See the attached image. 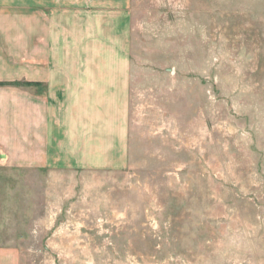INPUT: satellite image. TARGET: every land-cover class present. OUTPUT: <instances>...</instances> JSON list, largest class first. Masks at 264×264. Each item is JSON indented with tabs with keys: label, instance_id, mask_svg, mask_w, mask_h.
<instances>
[{
	"label": "rangeland",
	"instance_id": "374dc122",
	"mask_svg": "<svg viewBox=\"0 0 264 264\" xmlns=\"http://www.w3.org/2000/svg\"><path fill=\"white\" fill-rule=\"evenodd\" d=\"M125 7L127 165L0 163V247L18 264H264V0Z\"/></svg>",
	"mask_w": 264,
	"mask_h": 264
},
{
	"label": "crops",
	"instance_id": "0c3cea01",
	"mask_svg": "<svg viewBox=\"0 0 264 264\" xmlns=\"http://www.w3.org/2000/svg\"><path fill=\"white\" fill-rule=\"evenodd\" d=\"M125 2L0 0V83H34L0 84L2 166L54 172L127 165ZM0 264H18L16 248L0 247Z\"/></svg>",
	"mask_w": 264,
	"mask_h": 264
},
{
	"label": "trees",
	"instance_id": "16d2710c",
	"mask_svg": "<svg viewBox=\"0 0 264 264\" xmlns=\"http://www.w3.org/2000/svg\"><path fill=\"white\" fill-rule=\"evenodd\" d=\"M24 83L27 85H33L34 84L32 82H24ZM0 84H16V85H19L20 81H12V82L0 83Z\"/></svg>",
	"mask_w": 264,
	"mask_h": 264
}]
</instances>
